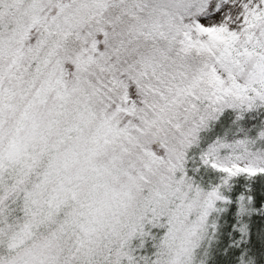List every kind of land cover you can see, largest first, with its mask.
Listing matches in <instances>:
<instances>
[{
	"label": "snow or ice",
	"instance_id": "1",
	"mask_svg": "<svg viewBox=\"0 0 264 264\" xmlns=\"http://www.w3.org/2000/svg\"><path fill=\"white\" fill-rule=\"evenodd\" d=\"M0 264H264V0H0Z\"/></svg>",
	"mask_w": 264,
	"mask_h": 264
},
{
	"label": "trees",
	"instance_id": "2",
	"mask_svg": "<svg viewBox=\"0 0 264 264\" xmlns=\"http://www.w3.org/2000/svg\"><path fill=\"white\" fill-rule=\"evenodd\" d=\"M259 223V222H258Z\"/></svg>",
	"mask_w": 264,
	"mask_h": 264
}]
</instances>
